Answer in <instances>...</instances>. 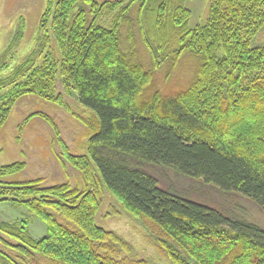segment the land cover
<instances>
[{
	"label": "trees",
	"instance_id": "16d2710c",
	"mask_svg": "<svg viewBox=\"0 0 264 264\" xmlns=\"http://www.w3.org/2000/svg\"><path fill=\"white\" fill-rule=\"evenodd\" d=\"M190 18L186 0H46L43 42L0 78V130L27 94L62 103L59 77L94 113L84 154L60 143L90 189L6 181L24 163L1 165L0 202L22 215L0 219V243L20 255L0 249V264H39L36 256L48 264H157L122 256L127 242L96 223L103 190L144 222L172 264H264V229L167 191L151 171L201 179L264 208V43L253 44L264 0H209L203 24L191 28ZM136 32L150 69L138 58ZM51 40L59 59L42 55ZM184 53L195 60L186 87L146 97L152 70H172ZM35 219L45 225L39 237L29 230Z\"/></svg>",
	"mask_w": 264,
	"mask_h": 264
},
{
	"label": "rangeland",
	"instance_id": "374dc122",
	"mask_svg": "<svg viewBox=\"0 0 264 264\" xmlns=\"http://www.w3.org/2000/svg\"><path fill=\"white\" fill-rule=\"evenodd\" d=\"M208 4L209 0H186V6L191 10L189 21L191 28L205 22ZM45 7L46 0H0V78L9 75L43 42L44 29L41 27V19ZM109 21L110 17L104 16L101 23L107 26ZM121 35L123 48L126 49L125 27L121 29ZM136 39L138 58L145 68L150 69V54L137 32ZM254 43H264V28L253 38ZM48 52H52L55 58H60L53 40L43 49L42 55ZM42 55L38 63L43 61ZM194 71L195 60L184 53L172 70H169L165 64L152 70L145 96L148 97L156 91L167 96L185 88ZM54 92L60 94L62 103L47 100L36 94H27L12 106L8 119L0 130V166L23 162L24 167L4 180L41 179V185L44 186L69 183L79 190L90 189L85 173L64 158L60 143L64 142L71 154H84L85 143L94 128V113L78 101L74 91L64 90L59 77ZM4 95L5 91H1L0 105ZM151 171L157 177L158 185L167 191L209 206L228 217L245 219L264 229V208L249 197L233 191H222L204 183L201 179L178 175L169 169L155 168ZM99 199L96 223L116 232L127 242L131 252L121 250L122 256L132 259L147 258L157 264H172L166 251L161 249L157 241L152 238L144 222L127 212L111 192L103 190L99 194ZM21 215V208H15L9 202H0V219L16 220ZM29 230L33 236L39 237L45 232V225L35 219L30 224ZM3 238L16 244L6 236ZM4 248L0 243V249ZM4 250L20 257L13 249ZM36 258L39 264H48L46 259L40 256Z\"/></svg>",
	"mask_w": 264,
	"mask_h": 264
}]
</instances>
